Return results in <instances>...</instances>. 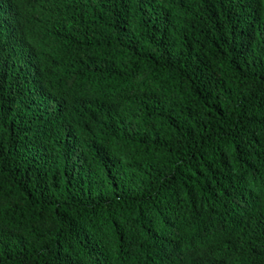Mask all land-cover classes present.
<instances>
[{"label":"trees","instance_id":"obj_1","mask_svg":"<svg viewBox=\"0 0 264 264\" xmlns=\"http://www.w3.org/2000/svg\"><path fill=\"white\" fill-rule=\"evenodd\" d=\"M0 264H264V0H0Z\"/></svg>","mask_w":264,"mask_h":264}]
</instances>
